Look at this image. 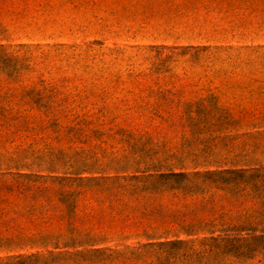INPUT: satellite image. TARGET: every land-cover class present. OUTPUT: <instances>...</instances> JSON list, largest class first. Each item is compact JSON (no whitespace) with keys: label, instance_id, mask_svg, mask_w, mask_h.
<instances>
[{"label":"trees","instance_id":"obj_1","mask_svg":"<svg viewBox=\"0 0 264 264\" xmlns=\"http://www.w3.org/2000/svg\"><path fill=\"white\" fill-rule=\"evenodd\" d=\"M53 1L0 0V14ZM176 50L157 48L95 116L28 102L24 60L0 44V264H264V131L240 133L264 108L191 100L172 64L187 57L191 78L216 54Z\"/></svg>","mask_w":264,"mask_h":264},{"label":"rangeland","instance_id":"obj_2","mask_svg":"<svg viewBox=\"0 0 264 264\" xmlns=\"http://www.w3.org/2000/svg\"><path fill=\"white\" fill-rule=\"evenodd\" d=\"M0 24V44L24 60L18 90L35 92L27 93L30 103L97 116L120 106L123 81L146 70L157 48L209 47L216 60L191 78L184 76L187 57L172 64L182 83L198 85L190 99L212 94L235 112L264 108V0H54L48 9L5 11ZM209 67L224 74L213 79ZM243 123L240 133L264 131L257 113Z\"/></svg>","mask_w":264,"mask_h":264}]
</instances>
